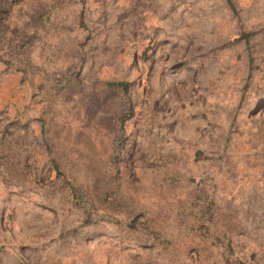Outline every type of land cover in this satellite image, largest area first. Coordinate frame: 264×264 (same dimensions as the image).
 I'll list each match as a JSON object with an SVG mask.
<instances>
[{"label":"rangeland","instance_id":"rangeland-1","mask_svg":"<svg viewBox=\"0 0 264 264\" xmlns=\"http://www.w3.org/2000/svg\"><path fill=\"white\" fill-rule=\"evenodd\" d=\"M0 264H264V0H0Z\"/></svg>","mask_w":264,"mask_h":264}]
</instances>
